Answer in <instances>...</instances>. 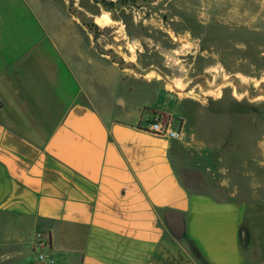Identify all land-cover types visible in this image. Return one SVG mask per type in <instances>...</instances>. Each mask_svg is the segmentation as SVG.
Returning a JSON list of instances; mask_svg holds the SVG:
<instances>
[{
	"label": "crops",
	"instance_id": "obj_1",
	"mask_svg": "<svg viewBox=\"0 0 264 264\" xmlns=\"http://www.w3.org/2000/svg\"><path fill=\"white\" fill-rule=\"evenodd\" d=\"M49 6L0 0L1 264H36V232L49 236L54 264H159L169 238L192 264H249L243 234L264 204L221 198L196 174L181 179L186 149L141 116L138 125L106 118L87 70L48 28ZM155 90L154 117L193 131L181 109L194 117L196 103Z\"/></svg>",
	"mask_w": 264,
	"mask_h": 264
},
{
	"label": "rangeland",
	"instance_id": "obj_2",
	"mask_svg": "<svg viewBox=\"0 0 264 264\" xmlns=\"http://www.w3.org/2000/svg\"><path fill=\"white\" fill-rule=\"evenodd\" d=\"M48 1L44 20L87 70L89 94L106 118L151 119L160 86L194 101V117L181 109L193 131L167 118L183 126L179 177L196 174L221 198L264 204V0ZM254 222L242 250L246 263L264 264V218ZM158 254L159 264H192L170 238Z\"/></svg>",
	"mask_w": 264,
	"mask_h": 264
},
{
	"label": "built area",
	"instance_id": "obj_3",
	"mask_svg": "<svg viewBox=\"0 0 264 264\" xmlns=\"http://www.w3.org/2000/svg\"><path fill=\"white\" fill-rule=\"evenodd\" d=\"M145 129L155 135L165 137L169 140H180L183 136V130L181 125H173L172 122L163 121L160 118L152 117L145 121ZM50 244L49 236L36 232L32 239V245L37 248V264H54L55 259L48 256L44 249Z\"/></svg>",
	"mask_w": 264,
	"mask_h": 264
},
{
	"label": "trees",
	"instance_id": "obj_4",
	"mask_svg": "<svg viewBox=\"0 0 264 264\" xmlns=\"http://www.w3.org/2000/svg\"><path fill=\"white\" fill-rule=\"evenodd\" d=\"M111 3H112V2H111ZM104 6H107V5L104 4ZM89 30L92 31L91 27H89ZM49 241H50V238H49Z\"/></svg>",
	"mask_w": 264,
	"mask_h": 264
},
{
	"label": "bare ground",
	"instance_id": "obj_5",
	"mask_svg": "<svg viewBox=\"0 0 264 264\" xmlns=\"http://www.w3.org/2000/svg\"><path fill=\"white\" fill-rule=\"evenodd\" d=\"M100 23L106 24V22H104V21H100Z\"/></svg>",
	"mask_w": 264,
	"mask_h": 264
}]
</instances>
